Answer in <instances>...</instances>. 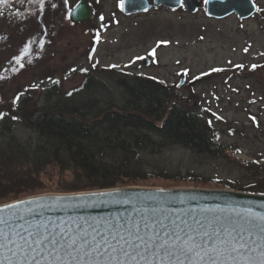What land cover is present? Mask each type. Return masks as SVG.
Masks as SVG:
<instances>
[{
    "label": "rangeland",
    "instance_id": "374dc122",
    "mask_svg": "<svg viewBox=\"0 0 264 264\" xmlns=\"http://www.w3.org/2000/svg\"><path fill=\"white\" fill-rule=\"evenodd\" d=\"M78 1L0 2V122L27 98L28 110L71 107L74 102L120 103L118 75L152 77L170 86L181 106L213 127L214 147L195 153L170 145L143 159L144 178H125L123 183L131 185L117 188L264 195V0H252L256 11L244 20L207 17L205 0H196L201 7L193 14L161 6L133 15L122 13V0H85L92 16L73 24L69 13ZM26 45L29 53L20 68L15 58ZM153 48L155 62L149 56ZM138 56L144 59L134 60ZM102 70L116 74L110 77ZM86 77L90 82L83 87ZM10 141L25 145L38 137L20 123L0 133V202L26 184L27 197L77 193L68 192L82 182L71 168L52 164L38 174L22 173L28 169L25 159L8 149ZM253 162L259 166H247Z\"/></svg>",
    "mask_w": 264,
    "mask_h": 264
},
{
    "label": "trees",
    "instance_id": "16d2710c",
    "mask_svg": "<svg viewBox=\"0 0 264 264\" xmlns=\"http://www.w3.org/2000/svg\"><path fill=\"white\" fill-rule=\"evenodd\" d=\"M102 71L110 77L116 74ZM116 80L122 92L120 103L74 102L71 107L28 110L27 98L3 116L0 133L10 132L20 123L38 137L34 143L8 144L16 158L25 159L28 169L21 172L38 174L54 164L71 168L81 177V184L68 192L103 190L131 185L123 183L125 178H144L143 159L170 145L195 153L212 152L213 127L202 115L181 106L170 86L136 75H118ZM89 82L86 77L82 86ZM6 160L14 161L10 157ZM29 188L26 184L21 191L13 190L14 194L9 193L0 204L27 197L31 194Z\"/></svg>",
    "mask_w": 264,
    "mask_h": 264
},
{
    "label": "snow or ice",
    "instance_id": "6c2138e0",
    "mask_svg": "<svg viewBox=\"0 0 264 264\" xmlns=\"http://www.w3.org/2000/svg\"><path fill=\"white\" fill-rule=\"evenodd\" d=\"M28 53L26 45L15 58L20 68ZM155 54L153 48L154 62ZM25 203L38 201L5 204L0 213ZM235 215L239 219L205 216L191 222L165 217L144 220L143 227L119 221L87 227L39 221L25 227L16 222L24 217L12 213L15 219L0 217V264H264V216Z\"/></svg>",
    "mask_w": 264,
    "mask_h": 264
},
{
    "label": "water",
    "instance_id": "95a60500",
    "mask_svg": "<svg viewBox=\"0 0 264 264\" xmlns=\"http://www.w3.org/2000/svg\"><path fill=\"white\" fill-rule=\"evenodd\" d=\"M176 10L183 7L188 13H195L201 2L196 0H122L124 15L145 13L158 7ZM256 6L252 0H208L205 3L206 16L223 19L235 15L244 20L252 16ZM92 16L90 5L79 0L69 13L73 24L86 23ZM145 65L149 62L145 61ZM183 84V78L179 85ZM110 193V195H100ZM95 194V195H93ZM37 200L38 203L21 204L16 209L0 213V217L12 218V213L23 216L17 223L27 227L39 221L76 227L89 224L103 226L119 221L121 224H135L152 219H186L193 217H229L239 219L235 213L264 216V195L227 190L202 189H160L154 187H122L67 194H42L29 196L19 201ZM165 220V223H168Z\"/></svg>",
    "mask_w": 264,
    "mask_h": 264
},
{
    "label": "flooded vegetation",
    "instance_id": "af4514ba",
    "mask_svg": "<svg viewBox=\"0 0 264 264\" xmlns=\"http://www.w3.org/2000/svg\"><path fill=\"white\" fill-rule=\"evenodd\" d=\"M231 16H235V15H231Z\"/></svg>",
    "mask_w": 264,
    "mask_h": 264
}]
</instances>
